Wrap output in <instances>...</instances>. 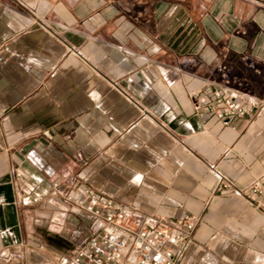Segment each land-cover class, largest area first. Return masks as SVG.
Segmentation results:
<instances>
[{
	"label": "crops",
	"instance_id": "crops-1",
	"mask_svg": "<svg viewBox=\"0 0 264 264\" xmlns=\"http://www.w3.org/2000/svg\"><path fill=\"white\" fill-rule=\"evenodd\" d=\"M0 52V264H70L99 229L51 194L75 177L195 220L180 264H264V0H0Z\"/></svg>",
	"mask_w": 264,
	"mask_h": 264
},
{
	"label": "built area",
	"instance_id": "built-area-1",
	"mask_svg": "<svg viewBox=\"0 0 264 264\" xmlns=\"http://www.w3.org/2000/svg\"><path fill=\"white\" fill-rule=\"evenodd\" d=\"M0 62H4L1 52ZM229 89L223 84L201 97V102L227 125L232 118L242 117L246 112L233 97L226 95L225 91ZM244 95L251 105L264 103L255 95ZM213 99L220 101L224 110L218 109ZM73 184L76 186L74 192L72 185L54 182L52 196L60 197L71 207L90 215L99 229L78 247L70 264H127L125 257H133L138 264H180L182 246L193 239L195 220L169 221L150 217L132 209L121 198L79 185L76 177ZM220 185L232 186L225 179H221ZM248 190L249 199L264 210V173L252 181Z\"/></svg>",
	"mask_w": 264,
	"mask_h": 264
}]
</instances>
